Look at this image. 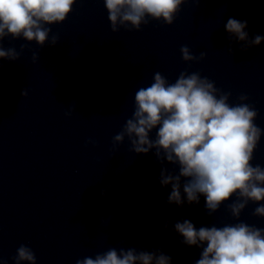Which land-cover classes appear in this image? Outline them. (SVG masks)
Instances as JSON below:
<instances>
[{"label":"clouds","instance_id":"1","mask_svg":"<svg viewBox=\"0 0 264 264\" xmlns=\"http://www.w3.org/2000/svg\"><path fill=\"white\" fill-rule=\"evenodd\" d=\"M103 2L111 31L118 33L121 27L126 31H140L141 25L149 23V18L172 25L181 6L190 0ZM192 2L200 3L201 0ZM76 3L77 0H0V61L19 60L26 48V44H22L20 51L15 47L5 49V37H23L40 47L45 43L55 46L59 36L52 35L49 40L52 29L48 26L64 22ZM246 28L247 21L235 18H229L225 24L229 40L234 37L241 44V51L258 46L264 40L261 35L249 39ZM227 52L230 56L233 54L231 46ZM180 53L186 63H198L207 55L201 52L196 56L187 45L181 46ZM38 59V53L34 52L32 61L35 63ZM27 94L26 89L22 90V97ZM231 95V92L218 89L214 81L202 77L199 72L182 71L175 82L170 83L157 71L150 86L136 90L132 115L113 137V153L127 138L129 152L148 154L154 149L161 164L167 161L177 165L178 174L164 168L161 171V185H171L169 204L183 206V187L189 204H198L200 196L205 197L208 215L217 212L235 196L236 199L228 204L233 218L239 220L250 201L258 204L253 215L264 217V203H261L264 202V167L252 164L264 130L255 123L256 109L244 103L249 97L241 94L238 96L240 103L230 104ZM65 115L71 116L72 110ZM154 129L157 131L153 139L150 133ZM89 144L97 146V142L88 140L85 147ZM174 230L182 236V243L202 249L195 264H264V228L239 222L197 229L191 221L184 220L176 222ZM12 259L14 264H37L35 252L24 244L17 248ZM171 259L162 250L109 248L94 258L77 259L75 264H171ZM0 264H7L2 255Z\"/></svg>","mask_w":264,"mask_h":264}]
</instances>
